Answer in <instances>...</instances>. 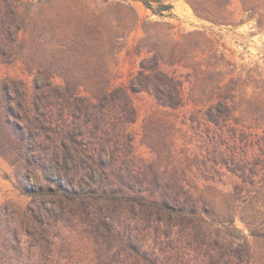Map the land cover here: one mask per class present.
Returning a JSON list of instances; mask_svg holds the SVG:
<instances>
[{
  "label": "trees",
  "instance_id": "1",
  "mask_svg": "<svg viewBox=\"0 0 264 264\" xmlns=\"http://www.w3.org/2000/svg\"><path fill=\"white\" fill-rule=\"evenodd\" d=\"M235 1L264 35V0H186L220 27ZM134 2L160 20L142 22L138 72L115 86ZM172 9L0 0V62L30 77L0 78V156L31 199L0 208V264H264V77L206 29L174 33ZM139 94L155 101L150 158Z\"/></svg>",
  "mask_w": 264,
  "mask_h": 264
},
{
  "label": "rangeland",
  "instance_id": "2",
  "mask_svg": "<svg viewBox=\"0 0 264 264\" xmlns=\"http://www.w3.org/2000/svg\"><path fill=\"white\" fill-rule=\"evenodd\" d=\"M31 1V0H25ZM39 2L42 0H33ZM165 4L173 6L172 17L166 21L175 25L174 33L181 35L198 29H206L211 35L220 41L221 49L227 56L239 67L257 68L260 76L264 77V35L257 34L253 22L248 21V14L244 12L239 1L232 5L233 24L229 26H211L210 23L198 19L186 0H164ZM138 12L141 22L139 26L126 39V48L119 55V66L115 68V86L128 84L133 75H136L139 69L141 56L133 53L134 47L144 37L145 32L142 22L146 19L150 21H159L160 18L154 16L141 2L132 3ZM131 50L132 54H129ZM10 74L21 77L30 83V77L23 71V63L17 61L14 64H5L0 62V78ZM56 84H61L60 80H55ZM135 105L139 111L138 120L134 125L136 133L135 145L139 155L150 158L149 150L141 144L142 126L150 111L155 108V101L149 94H139L133 96ZM20 178L16 170L5 159L0 156V208L5 203H13L20 207H26L30 198L24 195L20 190ZM237 216L236 225L239 229L248 233L246 226Z\"/></svg>",
  "mask_w": 264,
  "mask_h": 264
}]
</instances>
